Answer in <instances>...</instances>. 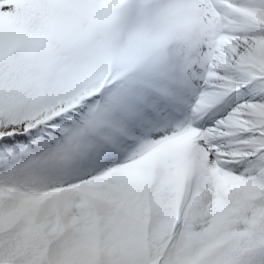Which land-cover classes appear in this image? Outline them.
Here are the masks:
<instances>
[{
	"label": "snow or ice",
	"instance_id": "obj_1",
	"mask_svg": "<svg viewBox=\"0 0 264 264\" xmlns=\"http://www.w3.org/2000/svg\"><path fill=\"white\" fill-rule=\"evenodd\" d=\"M0 264H264V0H0Z\"/></svg>",
	"mask_w": 264,
	"mask_h": 264
}]
</instances>
